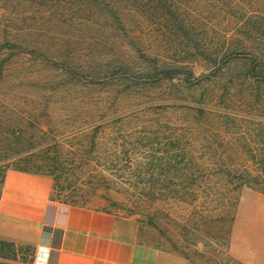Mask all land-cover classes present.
Masks as SVG:
<instances>
[{
  "label": "rangeland",
  "instance_id": "rangeland-1",
  "mask_svg": "<svg viewBox=\"0 0 264 264\" xmlns=\"http://www.w3.org/2000/svg\"><path fill=\"white\" fill-rule=\"evenodd\" d=\"M16 169L140 244L247 264L232 244L237 220L239 254L248 222L264 241V0H0V199ZM10 249L1 264H37Z\"/></svg>",
  "mask_w": 264,
  "mask_h": 264
},
{
  "label": "crops",
  "instance_id": "crops-1",
  "mask_svg": "<svg viewBox=\"0 0 264 264\" xmlns=\"http://www.w3.org/2000/svg\"><path fill=\"white\" fill-rule=\"evenodd\" d=\"M51 193L48 176L9 170L0 199V240L34 247L43 264H189L175 253L138 243L127 222L115 214L56 206ZM252 221L243 242L255 255L238 253V220L233 249L247 264H264V241L251 239Z\"/></svg>",
  "mask_w": 264,
  "mask_h": 264
},
{
  "label": "trees",
  "instance_id": "trees-1",
  "mask_svg": "<svg viewBox=\"0 0 264 264\" xmlns=\"http://www.w3.org/2000/svg\"><path fill=\"white\" fill-rule=\"evenodd\" d=\"M256 15H257L256 11L250 12V16H253V18H255ZM256 74H257V72L254 71V74L252 75V77L256 78L257 77ZM16 170L23 171V172H30V171L20 170V169H16ZM6 173H5V176H6ZM36 174H39V173H36ZM5 176H4V179H5ZM3 183H4V180H3ZM213 200H214L213 202L216 203L220 208H224V206L226 207L230 204V200H232V198H231V195L219 193L218 195H216L213 198ZM237 206H238V201L236 202V198H235L234 211L237 209ZM234 223H235V217L233 215L231 220H230L231 228H233ZM13 247H14L13 243L0 240V250L2 252H8V251L12 252L13 249H10V248H13ZM0 257H3V256H1V254H0Z\"/></svg>",
  "mask_w": 264,
  "mask_h": 264
},
{
  "label": "built area",
  "instance_id": "built-area-1",
  "mask_svg": "<svg viewBox=\"0 0 264 264\" xmlns=\"http://www.w3.org/2000/svg\"><path fill=\"white\" fill-rule=\"evenodd\" d=\"M37 264H43V262L41 261V256L39 255L38 259H37Z\"/></svg>",
  "mask_w": 264,
  "mask_h": 264
}]
</instances>
